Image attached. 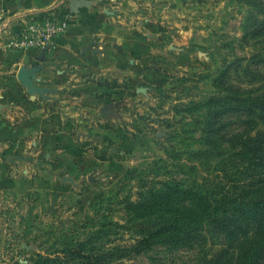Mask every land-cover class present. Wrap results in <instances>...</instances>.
<instances>
[{
  "label": "rangeland",
  "instance_id": "rangeland-1",
  "mask_svg": "<svg viewBox=\"0 0 264 264\" xmlns=\"http://www.w3.org/2000/svg\"><path fill=\"white\" fill-rule=\"evenodd\" d=\"M84 1L72 15L111 59L80 79L95 85L98 110L66 119L73 149L47 158L35 149L34 189L0 185V264H30L31 253L84 236L98 211L127 224L125 196L176 186L201 191L216 217L248 201L236 211L249 216L215 223L197 212L194 239L115 264H264V220L251 215L252 201L264 205V165L235 155L246 137L264 135V0ZM80 82L62 87L65 100ZM256 97L262 118L249 123L243 99ZM126 233L118 242L129 243Z\"/></svg>",
  "mask_w": 264,
  "mask_h": 264
},
{
  "label": "crops",
  "instance_id": "crops-1",
  "mask_svg": "<svg viewBox=\"0 0 264 264\" xmlns=\"http://www.w3.org/2000/svg\"><path fill=\"white\" fill-rule=\"evenodd\" d=\"M70 1L3 0L5 18L0 33V185L8 187V181H11L13 190L18 186L21 195L36 187L31 167L29 169L36 148H41L44 158L52 152V148H58L54 149L55 153L62 148H74L76 143L71 137L73 127L66 119L79 123L80 114L96 112L99 104L94 97L95 85L80 82V79L97 72L100 60L102 67L111 60L108 56L105 57L107 61L104 56L100 58L95 43L87 40L85 33L88 30L79 25V19L69 10L66 30L55 39L51 50L23 53L5 49V44L21 22L57 6L68 9ZM20 68H36L33 84L55 92L44 97L29 95L17 79ZM72 81L80 82L74 88L76 95L65 100L69 93L64 90L63 94L61 89ZM67 101L68 106L64 104ZM63 151L68 156V151Z\"/></svg>",
  "mask_w": 264,
  "mask_h": 264
},
{
  "label": "trees",
  "instance_id": "trees-1",
  "mask_svg": "<svg viewBox=\"0 0 264 264\" xmlns=\"http://www.w3.org/2000/svg\"><path fill=\"white\" fill-rule=\"evenodd\" d=\"M258 28H261V25ZM243 100L247 103L245 112L249 123H252L254 117L262 118L254 111L258 97ZM257 110L260 114H264V106L261 104L257 106ZM235 137L234 139H239L240 136ZM263 139L262 134H258V138L246 137L244 142L241 141L240 150L235 155L240 156L243 153L250 160H256L264 165ZM200 192L176 186L149 189L144 193L125 196L121 203L125 208L123 212L127 224L102 222L111 221L113 213L98 211L95 213L98 218L97 224L89 228L90 231L84 236L82 233L73 238L70 233L68 238L48 247L44 251L45 256L36 252L31 253L28 262L30 264H115L124 259L140 256L158 245L172 246L194 239V232H200L194 229L197 212L204 216V221L215 223H223L226 219L238 220L240 213L249 216L245 215L242 209L239 214L236 211L238 207L245 208V203L248 201L233 200L230 204L232 212L229 211V215H226L227 212L224 211V215L216 217L217 207L215 209L207 207ZM108 201H111V198L100 199L98 204ZM258 204L252 201L251 207L258 209L251 215L254 219L264 220V205ZM219 205L222 206V202H218ZM259 212L262 214L260 215ZM121 229L123 232H120ZM125 232L128 234L129 243L118 242L117 238L122 237ZM261 238L264 239V230L261 232ZM254 249L255 242L247 249L248 254L251 255L249 259L255 256ZM117 252H121L122 255L116 254Z\"/></svg>",
  "mask_w": 264,
  "mask_h": 264
},
{
  "label": "built area",
  "instance_id": "built-area-1",
  "mask_svg": "<svg viewBox=\"0 0 264 264\" xmlns=\"http://www.w3.org/2000/svg\"><path fill=\"white\" fill-rule=\"evenodd\" d=\"M66 7H54L53 9L34 15L21 22L5 44L9 51L47 52L54 46L55 39L66 30ZM5 10L3 0H0V31H3Z\"/></svg>",
  "mask_w": 264,
  "mask_h": 264
},
{
  "label": "water",
  "instance_id": "water-1",
  "mask_svg": "<svg viewBox=\"0 0 264 264\" xmlns=\"http://www.w3.org/2000/svg\"><path fill=\"white\" fill-rule=\"evenodd\" d=\"M87 6V2L84 0H71L68 4V10L70 14L77 13L80 9ZM1 33V31H0ZM36 68H20L17 73V79L23 87L27 89L29 95L44 97L46 94L54 92L51 89L37 87L33 84V77L36 73Z\"/></svg>",
  "mask_w": 264,
  "mask_h": 264
}]
</instances>
